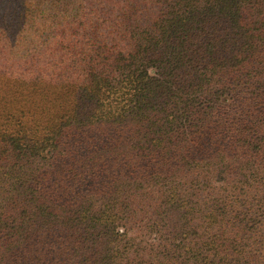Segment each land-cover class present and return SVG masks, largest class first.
Wrapping results in <instances>:
<instances>
[{"label": "trees", "instance_id": "trees-1", "mask_svg": "<svg viewBox=\"0 0 264 264\" xmlns=\"http://www.w3.org/2000/svg\"><path fill=\"white\" fill-rule=\"evenodd\" d=\"M0 264H264V0H0Z\"/></svg>", "mask_w": 264, "mask_h": 264}]
</instances>
